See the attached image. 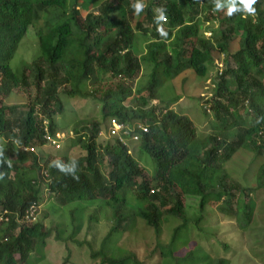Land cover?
I'll list each match as a JSON object with an SVG mask.
<instances>
[{"label":"trees","instance_id":"16d2710c","mask_svg":"<svg viewBox=\"0 0 264 264\" xmlns=\"http://www.w3.org/2000/svg\"><path fill=\"white\" fill-rule=\"evenodd\" d=\"M133 3L102 0L91 10V0H0V136L6 137L7 151L0 162V264H25L33 251L44 247L50 228L42 219L48 212L36 214L32 221L24 219L31 206L41 204L42 192L52 197L51 206L57 209L72 201L97 200L88 222L101 210L100 205L107 208L111 225L103 235L104 246L115 234H120L118 242L123 238L124 244L113 243L109 250L102 246L93 250L86 244L91 258H98L95 264H142L131 249L133 241L142 242L151 232L155 244L149 253L154 256L155 247L167 246L163 256L172 254L177 234L188 229L191 219L197 225L205 217V204L212 202L221 213L234 214L230 202L236 194L248 197L257 188L264 189V0H257L255 15L237 11L231 16L227 15L228 0H220L223 7L219 10L215 0H143L145 7L139 15ZM157 7L165 9L159 25ZM134 15L142 16L147 28L140 21L131 26ZM209 23L216 24L204 26ZM202 27L208 29L207 36ZM29 28L37 52L13 70L9 61ZM138 29L145 38L141 52L135 45L132 48ZM231 42L237 47L229 51ZM217 54H225L233 65L224 57L210 96L196 95L214 128L197 136L189 118L164 102L151 101L165 79L187 69L205 76ZM140 68L146 70L147 79L133 88L131 81ZM29 86L32 96L13 111L5 98L14 89ZM61 96H81L98 103L100 118L85 121L81 132L73 128L79 154L68 155L65 151L71 144H67L57 158L47 156L40 164L38 156L22 146L34 145L39 151L47 143L44 133L52 137L58 131L54 114L62 109ZM110 118L133 127L132 132L122 139L109 135L98 140ZM137 124L146 131L137 129ZM133 133L138 134L136 141L130 138ZM134 145L150 158L149 176L139 164L140 153L134 156L130 151ZM239 148L262 158L255 187H238L222 166ZM56 159L72 167L79 179L50 166ZM190 197L197 199L194 218L186 213ZM132 199L138 202L134 209L125 205ZM247 208L238 216L240 229L251 223L252 208ZM74 211L75 207L68 211L71 231L59 238L55 230V239L80 245L73 238L72 223L82 213L76 218ZM135 218L143 226L140 229L131 226ZM166 227L167 242L160 244L161 230ZM136 244L135 251L144 248ZM191 256L180 254L174 259ZM212 264L227 263L219 257Z\"/></svg>","mask_w":264,"mask_h":264},{"label":"rangeland","instance_id":"374dc122","mask_svg":"<svg viewBox=\"0 0 264 264\" xmlns=\"http://www.w3.org/2000/svg\"><path fill=\"white\" fill-rule=\"evenodd\" d=\"M101 1L91 0L92 4L88 6L91 10H95V7ZM146 1L144 0V2ZM136 21H140L141 27L147 28V23L142 19V16L136 17L134 15L131 23H129L131 26H134ZM215 24L209 23L204 26L210 25L213 27ZM137 31L133 34L132 48L135 45L138 51L141 52L143 50V39L145 38L140 29ZM202 32L204 36L208 35V29L202 27ZM21 42L9 61V65L13 70H18L21 65L27 63L31 56L37 52V45L35 39L32 38L31 28L27 29ZM236 47L237 43L231 42L229 51L234 50ZM224 57L227 59L228 64L232 66L233 62L229 57L225 54H217L213 65H209L205 76L194 75L190 69H187L172 79L163 80L156 88V99L154 98L151 102H164V105L170 110L189 118L195 127L197 136L209 133L211 129H214L211 117H209L210 114L208 115L205 112L206 109L204 110L202 103L197 99L196 95L201 96L203 99L210 96L214 84L213 77L215 74H218V64L223 62ZM26 73H28V79L31 80L32 76L30 72L27 70ZM145 74L146 70L140 68V71L131 81L133 88L137 83H145L147 79ZM32 94V86H29L27 89H14L5 98V103L14 106L13 111L17 112L19 105L25 103ZM60 99L62 109L54 114V124L58 130L59 146L55 149L53 146L45 144L39 151L35 148L33 152L38 156L40 164L47 156L57 158L61 152L66 150L65 146L67 144H71L65 151L68 155L74 156L79 154L81 150L73 142V128L81 132V127L85 121L100 118L99 104L90 99L81 96H73L72 98L61 96ZM7 115L10 116L11 113H7ZM108 137L107 130L101 129L98 134V140L104 141L105 139H109ZM5 140V136H0V149H2L3 154L7 153L4 147ZM130 151L134 156L136 153H140L137 152L135 145L130 148ZM261 163V156L254 157L248 148H239L222 166L226 169L225 171H227L230 179L238 187L252 188L256 185V171ZM139 164L143 167V173L149 176L151 174L152 164L146 153H140ZM42 196L43 201L40 204L39 214L43 215L44 212H48V215L42 219V222L50 228V235L46 238L44 247L38 249L37 252L33 251L28 256L27 263L25 264H62L66 254L68 256L63 264H95L98 258H91L89 249L85 246L86 244L91 246L93 250L101 246L103 249L105 247L109 250L113 246V243H119V246H123V238L118 242L120 240L118 238L120 234H115L104 246L102 238L111 225L107 208L100 205L101 210H97V213L94 214V219L88 222L87 215L93 207L98 205L97 203L99 202H96L97 200L80 201L84 204L72 201L62 206L63 208L57 209L59 207L51 206L54 201L52 197L47 196V192H42ZM186 203L187 215L191 217L194 214L195 216L197 199L190 197L186 200ZM137 204L138 202L134 199L128 200L125 203L130 209H134ZM230 204L235 211L234 214L231 213L229 215L218 211L212 202L205 204L203 210L205 217L197 225H193V219H191L188 229L183 233L177 234L172 244V250L174 251L172 254L163 256L162 252L165 249L168 250L167 246H165L166 248L161 246L158 250L155 247L153 250L154 256L149 253V249L155 244V241L152 240L153 233L151 232L146 235L147 239H142V242H139L144 247L142 250L135 251L134 244H136V241L130 243L131 249L138 255L137 258L142 260V264H157L156 261L158 263L160 261L163 264H212L219 257L225 259L227 264H264V189L257 188L248 197L243 195L237 196L236 194L231 199ZM238 205H241L239 209H237ZM246 205H248L247 211L252 208L253 214L249 216L252 220L245 229H240L237 227L236 222L238 216L240 217L243 210H245ZM73 207L76 208V211H74L76 218H79L82 213L81 219H76L72 223L75 227L73 238L81 242L82 244L80 245L68 239H55V230L59 232V238H65L71 231V226L68 221V211ZM194 216L191 218H194ZM135 220L136 218L134 221L132 220L133 223L131 226L136 225L137 229H140V226H142L141 222L139 223L138 219L136 222ZM164 230L165 232H163ZM161 232L164 237L160 239L159 243L165 244L167 242L165 236L168 235V227L163 228ZM112 248L114 249V247ZM155 253L159 255V258H157ZM188 253L192 255L189 259H174L180 254ZM160 256H163L162 260H160Z\"/></svg>","mask_w":264,"mask_h":264},{"label":"clouds","instance_id":"9594fccd","mask_svg":"<svg viewBox=\"0 0 264 264\" xmlns=\"http://www.w3.org/2000/svg\"><path fill=\"white\" fill-rule=\"evenodd\" d=\"M256 3H257V0H228L227 15L231 16V15H233V13H235L237 11H240V12L245 13L247 15H255L256 14V9H255L254 5ZM131 6L135 10V13L137 15H139L143 11V9L145 7V5L143 3V0H135V3H133ZM222 7H223V5L220 3V0H215V9L219 10ZM154 12L156 13L155 20H156L157 24L159 25V23L165 19V9L163 7H157V8L154 9ZM218 67L219 68H218L217 73L220 72L221 63L218 64ZM110 119H109V125H110ZM109 125H108V128H109ZM108 128H107V133H108ZM129 128H131V127H129ZM44 130H45V128H44ZM57 132L54 133V136H52V137L49 136L47 134V132L44 133V138L47 140L46 144H48L50 146H53L55 149L59 146V144H58L59 143V141H58L59 138H58ZM51 140L54 141L53 144L50 142ZM136 140H134V141H136ZM55 145H57V146H55ZM35 147L36 146H34V145L22 146L23 150H26V151L28 150L30 152H33ZM0 162H3V151H2V149H0ZM7 163L9 165V167H11V160H8ZM50 166L58 168L61 172H63L66 175L71 174L74 179H77V180L79 179V177L76 175V171L72 167H67V166L63 165L60 162L59 159L53 160L51 162ZM2 178H3V173H0V179H2ZM39 209H40V205H37L36 207H32L31 206L28 209V211L26 212V215L24 216V219L28 220V218L30 216L28 218H26V216L27 215H31L32 216V218H30L31 221L35 220V215L36 214L40 215L39 214ZM5 213H6V211L4 210L2 212V215L5 214Z\"/></svg>","mask_w":264,"mask_h":264},{"label":"built area","instance_id":"2783aa9c","mask_svg":"<svg viewBox=\"0 0 264 264\" xmlns=\"http://www.w3.org/2000/svg\"><path fill=\"white\" fill-rule=\"evenodd\" d=\"M137 129H139L141 132H145L146 131V127L144 125H140V124H137L136 125ZM133 128V127H131ZM131 128H129L128 125H126L125 123H122V122H119L117 121L116 119L114 118H111L110 119V125H109V128H108V133L110 135H117L120 139L122 138H126L127 135H129L130 132H132ZM131 139L132 140H136L138 139V135L136 133H133L131 135ZM52 144L54 143L53 140L50 141ZM57 146V145H55ZM30 216V217H29ZM32 218L31 215H27L26 218ZM28 218V219H29Z\"/></svg>","mask_w":264,"mask_h":264}]
</instances>
